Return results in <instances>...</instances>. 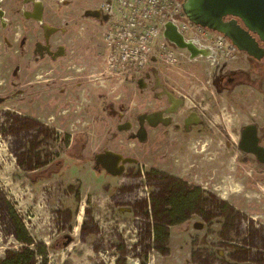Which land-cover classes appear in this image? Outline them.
Masks as SVG:
<instances>
[{"label": "rangeland", "instance_id": "1", "mask_svg": "<svg viewBox=\"0 0 264 264\" xmlns=\"http://www.w3.org/2000/svg\"><path fill=\"white\" fill-rule=\"evenodd\" d=\"M70 1L67 6L47 2L50 23L70 24L54 36L67 54L51 66L20 55L12 25L0 28V264H226L221 250H210L206 229L196 234V223L148 221V199L158 209L164 185L170 183L163 174L152 175L150 183L146 174H126L114 182L93 169L94 154L105 147L136 153L127 135L116 129L111 107L125 102L132 114L139 110L133 104L139 76L109 72L104 29L83 12L100 0ZM5 35L14 40L13 47L5 44ZM195 91L197 96L211 94L199 86ZM115 132L123 142L113 139ZM72 137L77 140L69 150L65 146ZM57 157L62 161L48 166ZM173 161L186 181L218 183L217 199L228 195L246 207L260 206L255 251L264 264V174L252 177L248 168L245 172L224 157L220 141L208 138ZM139 162L145 166L144 153ZM154 165L166 166L159 159ZM43 168L51 175L33 183L28 174ZM121 208L131 211L125 214ZM17 221L23 226L19 234L28 241L18 239ZM240 226L243 231L247 222ZM64 234L65 241L72 238L67 246L60 241Z\"/></svg>", "mask_w": 264, "mask_h": 264}, {"label": "flooded vegetation", "instance_id": "2", "mask_svg": "<svg viewBox=\"0 0 264 264\" xmlns=\"http://www.w3.org/2000/svg\"><path fill=\"white\" fill-rule=\"evenodd\" d=\"M17 1H13L16 6ZM19 1L21 4L16 8L15 15L24 20H33L36 28L22 26L27 32L24 31L20 38L14 39L18 42V53L28 56L35 65L51 66L67 54L65 44L54 39V36L57 33H65L70 24L68 20L64 21L62 26L50 23L46 16L47 2L53 1L67 6L71 5V1ZM3 2L4 0H0V11L4 12L3 16H0V28L5 30L12 25L10 28H13V34L16 35V26L7 16ZM100 2L90 8H98ZM39 7H42L41 11ZM39 14L42 16L41 20L37 18ZM98 20L103 22L102 19ZM251 35L264 50V42L254 33ZM14 40L11 42L8 36H4L8 47H13ZM233 49L234 53L224 59H218L216 56L188 59L178 65L184 67L182 70L165 65L146 70L145 74L136 80L138 91L133 104L139 110L132 114V108L125 102H122L118 109L111 107L112 115L117 121L116 129L126 134L129 141L133 142H129V145L136 153L128 155L111 147L99 151L112 150L125 154L134 161L124 165V172L120 176L111 175L101 164H96V154L99 152L94 154L92 165L98 174L112 178L114 182H118V179L126 174H138L143 177L146 174L147 182L152 175L163 174L164 179L170 183L164 185L158 209L156 202L148 199V221L196 223V234L197 231L206 229L211 237L210 250H221L226 264H262L260 254L255 251L256 240L260 238L261 233V221L257 219L260 217L257 215L260 206L246 207L244 201H237L228 195L226 198L217 199L218 195L214 190H217L215 184L220 186L218 183L206 180L202 185L197 179L196 182L186 181L184 176H178L181 171L173 168V160L177 156L186 149L196 148L208 138L210 141H220L224 157L235 160L245 172L248 168L252 177L264 174V55L258 59L238 50L234 45ZM37 71L35 73L39 75ZM17 72L18 69L15 73ZM197 86L203 91H210L211 94L197 96L196 91L193 93ZM189 92L191 97L188 96ZM145 113L146 119L142 120L141 116ZM150 115L155 117L148 118ZM215 115L221 118L215 120ZM143 127L146 134L144 142L140 139ZM113 139L123 142V139H118L116 132ZM76 140L72 137L65 148H73ZM61 144H65V139ZM84 147L83 144L79 149ZM82 153L80 151L81 155ZM141 153L146 155L145 166H141L139 162ZM157 159L163 161L166 166L154 165V160ZM59 161L62 160L57 157L48 166L51 163L57 165ZM42 170L48 172L44 168L35 172ZM192 172L195 176L199 175L197 168L192 169ZM210 178L212 176H208V179ZM175 182L179 185L172 187L171 184ZM113 185L112 187H118L119 184ZM147 188L150 189L151 185ZM119 211L128 214L131 210L121 208ZM243 221L247 222V226L242 231L240 223ZM65 236L66 234L62 235L60 240L62 244L65 242ZM198 243L196 241V244Z\"/></svg>", "mask_w": 264, "mask_h": 264}, {"label": "built area", "instance_id": "3", "mask_svg": "<svg viewBox=\"0 0 264 264\" xmlns=\"http://www.w3.org/2000/svg\"><path fill=\"white\" fill-rule=\"evenodd\" d=\"M183 0H102L98 5L108 14L104 24L105 59L111 75H144L151 67L175 66L197 55L164 37L165 24L172 22L185 40L197 48L212 50L218 59L234 53L221 33L195 24L186 16Z\"/></svg>", "mask_w": 264, "mask_h": 264}, {"label": "water", "instance_id": "4", "mask_svg": "<svg viewBox=\"0 0 264 264\" xmlns=\"http://www.w3.org/2000/svg\"><path fill=\"white\" fill-rule=\"evenodd\" d=\"M182 6L188 19L197 25L221 33L238 50L258 59L264 55V50L258 46L257 41L251 35L254 33L259 40L264 42V0H183ZM3 13L0 11V16H3ZM84 16L102 19V21H107L109 18V15L103 14L100 8H88ZM41 17L40 14L37 16L40 20ZM164 37L176 46L188 49L191 58L197 55H215L212 50L197 48L192 41L185 40L172 22L165 24ZM154 117L155 115L148 116V118ZM141 119H146V113L142 114ZM143 130L144 127L141 129L140 139L144 142L146 134ZM133 161L132 158L108 149L96 154V164H101L114 176L122 175L124 165ZM71 240V237L67 238L64 245L67 246Z\"/></svg>", "mask_w": 264, "mask_h": 264}, {"label": "crops", "instance_id": "5", "mask_svg": "<svg viewBox=\"0 0 264 264\" xmlns=\"http://www.w3.org/2000/svg\"><path fill=\"white\" fill-rule=\"evenodd\" d=\"M14 0H4V2H3V8L4 9H6V11H7V16L13 21V23H14V25L16 26L15 27V31L16 32H18L16 35L17 36H19V38H20V35H22V34H24L25 32H27V31H25L23 28H22V26H31V28H36L35 26V22L33 21V20H31V19H29V20H24V19H21L20 17H17L16 15H15V12H17L16 11V8L17 7H19L20 6V4H21V1H17V6H16V4H14V2H13ZM41 9H42V7H40ZM26 16H27V14H26ZM100 20H98V22H99ZM99 24L102 26V27H104V24H103V22H99ZM25 31V32H24ZM15 35V36H16ZM33 38V37H32Z\"/></svg>", "mask_w": 264, "mask_h": 264}, {"label": "trees", "instance_id": "6", "mask_svg": "<svg viewBox=\"0 0 264 264\" xmlns=\"http://www.w3.org/2000/svg\"><path fill=\"white\" fill-rule=\"evenodd\" d=\"M51 174L49 173V171H40V172H34L33 174H28V177L32 180L33 183L37 182L38 180H41V179H44V178H47L49 177ZM17 225V228H18V239L20 240H25V241H28L26 238H24L22 236V234L20 233L19 234V231H21V229L23 228V226L21 225V223H19L17 221L16 223ZM34 252H30V255L28 256L27 260L26 261H29L31 259V255L33 254Z\"/></svg>", "mask_w": 264, "mask_h": 264}]
</instances>
